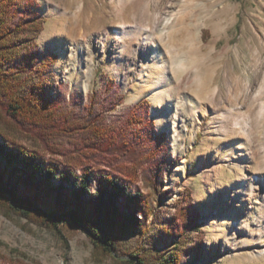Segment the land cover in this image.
I'll return each instance as SVG.
<instances>
[{"label":"rangeland","instance_id":"374dc122","mask_svg":"<svg viewBox=\"0 0 264 264\" xmlns=\"http://www.w3.org/2000/svg\"><path fill=\"white\" fill-rule=\"evenodd\" d=\"M35 1L37 51L55 57L48 96L79 121L92 107L109 131L142 103L138 116L161 140L131 186L152 201L145 232L115 235L106 254L70 222L5 208L0 264H128L132 250L161 264L171 249L178 264H264V0ZM0 127L79 175L102 159L78 133L46 139L1 108ZM156 222H174L171 234ZM181 233L193 242L179 244Z\"/></svg>","mask_w":264,"mask_h":264},{"label":"trees","instance_id":"16d2710c","mask_svg":"<svg viewBox=\"0 0 264 264\" xmlns=\"http://www.w3.org/2000/svg\"><path fill=\"white\" fill-rule=\"evenodd\" d=\"M36 8L35 0H0V108L11 120L46 139L76 132L80 135L77 144L81 142V147L102 159L89 169L82 168L79 175L9 138L0 127V210L7 208L26 219L55 226L70 222L87 233L96 248L111 254L117 248L116 236L145 232L143 217L152 201L146 193L131 192V186L138 169L158 153L156 142L161 138H156L145 117L138 116L142 103L121 128L109 131L92 107L79 121L48 96L45 74L55 57L37 51L35 38L43 20ZM121 158L124 164L115 167ZM148 186L156 190L153 177ZM170 224L156 222L154 226L167 235L174 222ZM180 235L179 244L193 242L185 233ZM128 254L137 259L126 260L128 264H147L133 250ZM170 255L172 259L161 257V264H178V252L171 249Z\"/></svg>","mask_w":264,"mask_h":264}]
</instances>
